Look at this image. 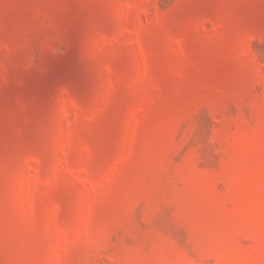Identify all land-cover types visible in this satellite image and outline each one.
<instances>
[{
    "label": "rangeland",
    "instance_id": "obj_1",
    "mask_svg": "<svg viewBox=\"0 0 264 264\" xmlns=\"http://www.w3.org/2000/svg\"><path fill=\"white\" fill-rule=\"evenodd\" d=\"M0 264H264V0H0Z\"/></svg>",
    "mask_w": 264,
    "mask_h": 264
}]
</instances>
